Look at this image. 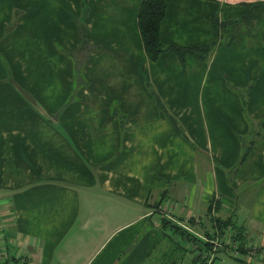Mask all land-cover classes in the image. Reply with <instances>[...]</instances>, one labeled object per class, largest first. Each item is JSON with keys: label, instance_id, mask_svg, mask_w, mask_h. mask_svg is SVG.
<instances>
[{"label": "crops", "instance_id": "0c3cea01", "mask_svg": "<svg viewBox=\"0 0 264 264\" xmlns=\"http://www.w3.org/2000/svg\"><path fill=\"white\" fill-rule=\"evenodd\" d=\"M141 1L0 0V264H155L171 245L163 231L183 264L200 253L189 236L217 264H264V8L231 23L233 43L206 61L152 62ZM255 1L166 0L161 37L213 42L211 17L238 19ZM221 211L245 227L243 245L232 229L206 233Z\"/></svg>", "mask_w": 264, "mask_h": 264}, {"label": "trees", "instance_id": "16d2710c", "mask_svg": "<svg viewBox=\"0 0 264 264\" xmlns=\"http://www.w3.org/2000/svg\"><path fill=\"white\" fill-rule=\"evenodd\" d=\"M245 6H246V10L241 14V16L238 19L232 21H220V19L217 16L211 17V21L213 25L217 28L219 32V38L217 40L213 42L198 43L190 46H183L177 43L166 44L161 37V28L167 11L166 0H142L140 12H139L138 24L143 40L144 49L149 60L152 62H156L165 52H173L177 54L182 62H185L188 56H194L203 61L208 60L214 54V52L219 49L220 46L223 45L229 46L233 43L234 37L230 29L231 23L233 24L237 21L246 22L251 20L253 18V14L256 9L264 8V0L251 2L246 4ZM227 36L228 39L226 38ZM81 40L83 44L87 43L86 35L84 32L82 34ZM151 92L155 97L162 118L171 120L174 125L175 131L177 133H181V129L177 119L174 118L173 115L170 113L166 103L163 101L161 96L155 91L151 90ZM261 125L262 127H264V119L261 120ZM250 150H251V144L248 145L243 151L242 157L238 163L239 165L244 162ZM237 166L235 168H237ZM164 220L169 221L168 218L165 217ZM217 220L219 221L218 230L221 231L220 233L222 234L221 240H223V238L226 237L225 235L227 234L229 229L234 230L237 227V223L232 219V217L226 220H221V219H217ZM166 225L167 224H164L163 222L162 225L163 230H167ZM240 228L245 230V227L243 225H241L239 229ZM239 229L236 228V233L234 234V236H238V239L242 241V245H243V243L245 242L246 231L244 230L240 231ZM175 232H177V229H175ZM163 234L166 236L165 240L163 239L164 241L167 240L169 241V243L171 242L173 243L174 241H176L175 238L172 237V233L163 231ZM206 244L208 243L204 242V244H202L200 253L198 254V257H196L194 264L196 263L216 264L219 253L213 251L212 247L211 248L207 247ZM176 250H178L179 252L178 256L174 254ZM164 255L165 257H163L164 258L163 262L167 261V262L175 263L178 260L184 259L185 248L182 246L180 241H177V244H171L170 246H168V251L164 252ZM151 260H153V258H151Z\"/></svg>", "mask_w": 264, "mask_h": 264}, {"label": "rangeland", "instance_id": "374dc122", "mask_svg": "<svg viewBox=\"0 0 264 264\" xmlns=\"http://www.w3.org/2000/svg\"><path fill=\"white\" fill-rule=\"evenodd\" d=\"M218 17V16H217ZM219 18V17H218ZM220 19V18H219ZM84 32V31H83ZM227 39H228V36L226 37ZM226 38H224V39H226ZM221 47V46H220ZM219 47V48H220ZM89 57H90V55H89V52L88 51H81V53L79 54V55H77L76 56V60H77V64L78 65H76L75 66V73H76V75H75V78L77 79V81L75 82V85H77V87L78 88H80V87H83V86H85V84L87 83L86 82V79H85V76H84V73H83V69H84V65H85V63H86V61H87V59H89ZM174 118H176L175 116H173ZM264 119V118H263ZM262 119V120H263ZM261 122V121H260ZM261 125V124H260ZM261 127H262V125H261ZM180 129H181V126H180ZM181 133L183 134L184 132H183V130L181 129ZM254 134H255V132H253V133H251V137H252V135L254 136ZM249 138H250V136H249ZM253 141H255V140H253ZM252 141V142H253ZM247 142V141H246ZM253 144H254V142H253ZM253 144L251 143V146H253ZM248 145H245V148L247 147ZM236 167V166H235ZM237 169H239V164H238V166H237ZM215 207H217V205L215 206ZM170 211H171V214H170V216L172 217V216H174V215H172V213H174L175 211L173 210V209H170ZM217 212H219L220 213V210L219 211H217ZM219 213H214V216L211 218V222L212 223H210L207 227V231H206V233H210L211 234V232L212 231H216V232H221V231H219L218 230V226H219V221L217 220V219H221V220H226V219H228V218H231L232 217V219L234 220V218H233V216L231 215V216H229L227 213V215L225 214V212H223V211H221V213L222 214H219ZM170 217V219H169V221H164V223L165 224H167V228L169 227L170 229H172L173 231H175V229H177V232H179V231H182V234L184 233L185 235H186V231L184 230V226H181L180 224H179V222H178V220L177 219H175V218H171ZM235 221V220H234ZM174 223V224H173ZM239 227L240 226H237L236 228L237 229H239ZM236 228L234 229V231H233V233L235 234L236 233ZM240 231H243L244 229H239ZM205 231V230H204ZM245 231V230H244ZM186 232V233H185ZM228 235V234H227ZM189 238L193 241V243H191L190 245H186L187 247H189L192 251H194L195 249L196 250H201V244L202 243H200V241H199V239L198 238H195V237H192V236H189ZM176 239H178V238H176ZM165 240V239H164ZM163 240V241H164ZM203 241V240H202ZM205 241V240H204ZM218 241V240H217ZM240 241V243H242V241L241 240H239ZM175 242V243H174ZM173 243L171 242L170 244H177V241H174ZM164 243H166V241L164 242ZM160 249H162V247L161 248H159V249H157V251H160ZM155 252H156V250H154ZM180 253H181V250H180ZM176 256H178V254H179V252H178V250H176L175 251V253H174ZM221 256V258H224L225 256H224V254H222V255H220ZM174 258H176V257H174ZM225 259L226 260H229V259H232V258H230V257H225ZM232 260H234V259H232ZM220 261V260H219ZM235 261V260H234ZM184 263V261L183 260H178L177 262H175V264H183ZM187 262H185V264H186ZM155 264H164V262L162 261V260H157L156 262H155ZM216 264H217V262H216Z\"/></svg>", "mask_w": 264, "mask_h": 264}, {"label": "built area", "instance_id": "2783aa9c", "mask_svg": "<svg viewBox=\"0 0 264 264\" xmlns=\"http://www.w3.org/2000/svg\"><path fill=\"white\" fill-rule=\"evenodd\" d=\"M25 261V260H24Z\"/></svg>", "mask_w": 264, "mask_h": 264}]
</instances>
